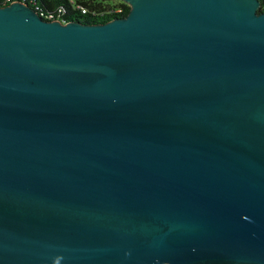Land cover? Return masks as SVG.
I'll use <instances>...</instances> for the list:
<instances>
[{
  "label": "water",
  "instance_id": "95a60500",
  "mask_svg": "<svg viewBox=\"0 0 264 264\" xmlns=\"http://www.w3.org/2000/svg\"><path fill=\"white\" fill-rule=\"evenodd\" d=\"M0 6V264H264L260 0Z\"/></svg>",
  "mask_w": 264,
  "mask_h": 264
},
{
  "label": "trees",
  "instance_id": "16d2710c",
  "mask_svg": "<svg viewBox=\"0 0 264 264\" xmlns=\"http://www.w3.org/2000/svg\"><path fill=\"white\" fill-rule=\"evenodd\" d=\"M23 2L34 8L32 2H36L40 12L49 13L63 8L66 12L60 20L65 23L79 22L87 25L104 24L116 18H124L130 12V7L118 2L113 5L109 0H0V6L10 2ZM261 1L260 13L264 11V0ZM122 8V13H116V8ZM84 10L86 12H84Z\"/></svg>",
  "mask_w": 264,
  "mask_h": 264
},
{
  "label": "built area",
  "instance_id": "2783aa9c",
  "mask_svg": "<svg viewBox=\"0 0 264 264\" xmlns=\"http://www.w3.org/2000/svg\"><path fill=\"white\" fill-rule=\"evenodd\" d=\"M12 3V2H10ZM27 4V3H25ZM32 5L34 6V10L41 16V18H43L46 21H61L63 23H65L64 21L60 20V18L63 17V15L66 14L65 10L63 8H60L58 10H53L52 12L49 13H44V12H40L39 7L37 6L36 2H32ZM31 7V6H30ZM122 8H116L115 12L116 13H122ZM84 12H86L84 10Z\"/></svg>",
  "mask_w": 264,
  "mask_h": 264
},
{
  "label": "rangeland",
  "instance_id": "374dc122",
  "mask_svg": "<svg viewBox=\"0 0 264 264\" xmlns=\"http://www.w3.org/2000/svg\"><path fill=\"white\" fill-rule=\"evenodd\" d=\"M119 1H117V0H109V3L110 4H113V5H115V4H117Z\"/></svg>",
  "mask_w": 264,
  "mask_h": 264
}]
</instances>
